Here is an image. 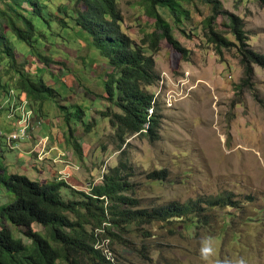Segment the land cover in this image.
<instances>
[{
    "label": "rangeland",
    "instance_id": "obj_1",
    "mask_svg": "<svg viewBox=\"0 0 264 264\" xmlns=\"http://www.w3.org/2000/svg\"><path fill=\"white\" fill-rule=\"evenodd\" d=\"M220 2L225 11L219 19L221 32L234 37L228 16L238 15L244 19L250 46L264 53V3ZM186 6L191 12L187 25H176L170 11L159 8L188 50L184 54L164 39L154 55L160 80L149 89L157 97L160 139L128 136L126 153L121 155L117 129L105 115L109 108L116 109L108 98L110 58L103 55L89 33H72L67 40L54 39L53 45L45 47L54 55L48 68L52 77L41 73L59 95L45 100L44 116L34 115L24 98L21 102L15 99L10 106L0 104V129L7 133L8 142L0 146V160L10 173L32 180L61 177L75 189L89 192L90 186L100 184L103 175L124 157L135 167L134 196L142 200V206L173 200L184 203L219 194H232L237 201L235 207L219 210L233 214L223 235L205 228L195 236L184 231L147 238L140 231H128L125 236L133 243L110 240L107 247L100 243L116 264H264V66L255 64L252 87L239 89L244 68L238 48L231 46L218 53L215 45L207 42L211 5L196 0ZM119 8L126 17L127 31L141 43L153 29L148 23L155 21L146 14L143 0H119ZM21 51L25 54V49ZM24 54L17 51L20 59ZM25 65L31 71L43 67L33 56H28ZM10 122L14 129L8 133L5 127ZM19 124L28 127L29 137L11 148L9 136ZM161 169L168 172L164 182L149 179L151 172ZM63 194L67 199L81 197L70 188H64ZM15 200L12 192L0 187V205ZM223 219L213 217V226L219 228ZM5 224L16 237L30 241L18 227L8 221ZM33 226L42 231V226ZM143 245L153 251L143 255Z\"/></svg>",
    "mask_w": 264,
    "mask_h": 264
},
{
    "label": "trees",
    "instance_id": "obj_2",
    "mask_svg": "<svg viewBox=\"0 0 264 264\" xmlns=\"http://www.w3.org/2000/svg\"><path fill=\"white\" fill-rule=\"evenodd\" d=\"M57 1L0 0L1 106H10L15 99L21 102L24 98L34 115L44 116L45 100L59 95L58 89L41 73L52 77L48 68L54 61L53 52L47 50L46 45H53L54 39L65 41L72 33L87 32L103 55L110 58L112 71L107 82L108 98L116 109L109 108L105 115L110 116L117 129L121 155L126 153L124 145L128 136L147 135L151 141L160 139L157 97L149 89L160 80L154 55L160 51L164 39L184 54L188 50L183 48L174 33V25L159 8H167L176 25H187L191 12L186 5L196 0H143L146 14L155 21L148 23L149 26L153 24V29L145 34L141 43L127 31L119 0ZM200 1L211 5L213 11L206 21V28L210 30L208 36L206 34L207 42L214 44L218 53L223 48H238L244 68V77L238 87L251 88L254 65L264 66V53L250 46L242 17L228 16V25L234 35L231 37L221 32L223 23L219 19L225 16V11L220 0ZM23 49L25 54L21 51ZM17 51L24 54L22 59ZM28 56L35 57L43 67L37 71L28 69L25 65ZM15 112L21 116L17 108ZM11 124L7 125L9 128L5 127L10 130L8 133L14 129ZM0 131V146L8 145L7 133ZM135 174L134 165L123 157L103 175L100 184H93L87 192L56 177L32 180L26 175L10 173L5 161L0 160V187L4 186L16 196L15 201L0 205V264H116L97 247V228L112 242L121 243H133L125 236L124 232L128 231H140L146 238L158 233L179 234L184 231L195 236L203 228L213 234L215 231H219V235L226 233L230 225L228 217L233 214H221L219 210L237 205L232 194L184 203L173 200L146 207L134 196L136 190L132 178ZM167 177V169L149 174L152 181L164 182ZM64 188L80 193L81 197L65 198ZM217 216L224 218L219 228L213 226V217ZM5 221L18 227L30 241L26 242L22 236L16 237ZM35 224L42 226V231L35 229ZM141 249L143 255L153 251L146 245ZM164 264L170 263L164 261Z\"/></svg>",
    "mask_w": 264,
    "mask_h": 264
},
{
    "label": "clouds",
    "instance_id": "obj_3",
    "mask_svg": "<svg viewBox=\"0 0 264 264\" xmlns=\"http://www.w3.org/2000/svg\"><path fill=\"white\" fill-rule=\"evenodd\" d=\"M27 109V108H26ZM27 111V110H26ZM151 112H153V110H151ZM14 133V132H13ZM11 136V135H10ZM10 136H9V144L11 145V148H13V146L15 145V144H17V142H19V141H21V140H24V139H21V140H10ZM29 137V133H28V136L26 137V138H28ZM61 177H59V179H60ZM100 231H101V229H99V228H97V230H96V236H97V239H98V243H97V247H99V248H101L100 246H99V244L101 243V245H106V247L108 246V244H109V241L111 240V238L109 237V236H107V235H104V234H100ZM104 240H106V242H103ZM104 247V246H103ZM102 249V248H101ZM103 250V252L105 253V255L107 256V258L109 259V255H110V253L108 252V248H105L104 247V249H102ZM110 261H112L111 259H109ZM113 262V261H112ZM115 263V262H114Z\"/></svg>",
    "mask_w": 264,
    "mask_h": 264
},
{
    "label": "built area",
    "instance_id": "obj_4",
    "mask_svg": "<svg viewBox=\"0 0 264 264\" xmlns=\"http://www.w3.org/2000/svg\"><path fill=\"white\" fill-rule=\"evenodd\" d=\"M22 115L24 117V109H23ZM27 136H28V127L22 126V124H19L18 129L14 133L11 134L10 140H21V139L26 138ZM103 242H106V240H104Z\"/></svg>",
    "mask_w": 264,
    "mask_h": 264
},
{
    "label": "bare ground",
    "instance_id": "obj_5",
    "mask_svg": "<svg viewBox=\"0 0 264 264\" xmlns=\"http://www.w3.org/2000/svg\"><path fill=\"white\" fill-rule=\"evenodd\" d=\"M112 241V240H111Z\"/></svg>",
    "mask_w": 264,
    "mask_h": 264
}]
</instances>
